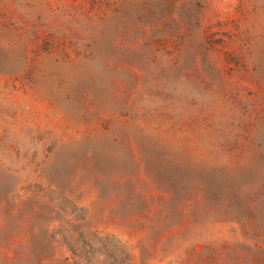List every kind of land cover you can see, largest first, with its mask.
Instances as JSON below:
<instances>
[{
  "label": "rangeland",
  "instance_id": "374dc122",
  "mask_svg": "<svg viewBox=\"0 0 264 264\" xmlns=\"http://www.w3.org/2000/svg\"><path fill=\"white\" fill-rule=\"evenodd\" d=\"M0 264H264V0H0Z\"/></svg>",
  "mask_w": 264,
  "mask_h": 264
}]
</instances>
